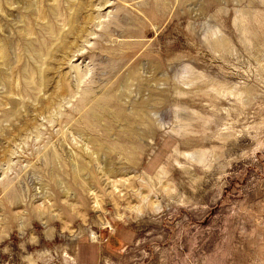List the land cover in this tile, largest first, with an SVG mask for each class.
Here are the masks:
<instances>
[{
	"label": "rangeland",
	"instance_id": "obj_1",
	"mask_svg": "<svg viewBox=\"0 0 264 264\" xmlns=\"http://www.w3.org/2000/svg\"><path fill=\"white\" fill-rule=\"evenodd\" d=\"M0 264H264V0H0Z\"/></svg>",
	"mask_w": 264,
	"mask_h": 264
},
{
	"label": "bare ground",
	"instance_id": "obj_2",
	"mask_svg": "<svg viewBox=\"0 0 264 264\" xmlns=\"http://www.w3.org/2000/svg\"><path fill=\"white\" fill-rule=\"evenodd\" d=\"M22 2H23V1H22ZM25 3H27V2H25ZM20 5H21V4H20ZM79 12H80V11H79ZM79 12H78V13H79ZM32 14H33V13H32ZM47 14H48V13H47ZM62 40H63V39H61L60 42H62ZM59 44H60V43H59ZM61 44H62V43H61ZM33 47H34V46H33ZM60 47H61V46H60ZM62 47H63V46H62ZM22 54H23V53H22ZM25 54H26V53H25ZM5 65H6V64H5ZM44 74H45V73H44ZM38 84H39V83H38ZM115 107H116V106H115ZM92 235H93V237H94V233H92Z\"/></svg>",
	"mask_w": 264,
	"mask_h": 264
},
{
	"label": "crops",
	"instance_id": "obj_3",
	"mask_svg": "<svg viewBox=\"0 0 264 264\" xmlns=\"http://www.w3.org/2000/svg\"><path fill=\"white\" fill-rule=\"evenodd\" d=\"M157 163H158V161H157ZM157 163H156V164H157ZM156 164H155V165H156Z\"/></svg>",
	"mask_w": 264,
	"mask_h": 264
}]
</instances>
